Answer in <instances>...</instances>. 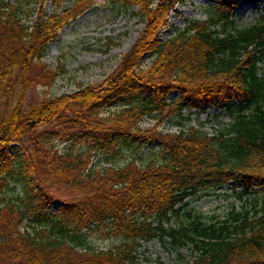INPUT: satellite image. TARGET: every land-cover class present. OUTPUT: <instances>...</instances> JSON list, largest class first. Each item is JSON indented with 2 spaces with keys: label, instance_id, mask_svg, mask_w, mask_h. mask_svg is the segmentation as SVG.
Instances as JSON below:
<instances>
[{
  "label": "trees",
  "instance_id": "obj_1",
  "mask_svg": "<svg viewBox=\"0 0 264 264\" xmlns=\"http://www.w3.org/2000/svg\"><path fill=\"white\" fill-rule=\"evenodd\" d=\"M46 1L56 7L51 13ZM117 1L136 8L145 23L117 68L99 84L27 104L33 66L48 69L41 62L48 44L94 1L0 0V264H139L141 243L163 235L195 247L198 256L178 264H264L258 199L254 216L235 211L221 225L197 218L165 226L188 197L230 181L264 190V6L256 22L236 27L237 0H219L205 20L160 39L170 12L185 0ZM148 52L153 58L144 64ZM173 91L179 98L168 101ZM113 96L125 103L103 112ZM219 101L238 112L213 134L195 125L157 130L173 113L205 111ZM148 116L158 122L144 128ZM54 137L70 147L60 153L49 146ZM149 140L163 146L159 162L90 167L97 152L116 155L120 146ZM53 187L77 196L52 209ZM97 229L121 241L79 248L84 231Z\"/></svg>",
  "mask_w": 264,
  "mask_h": 264
},
{
  "label": "rangeland",
  "instance_id": "obj_2",
  "mask_svg": "<svg viewBox=\"0 0 264 264\" xmlns=\"http://www.w3.org/2000/svg\"><path fill=\"white\" fill-rule=\"evenodd\" d=\"M73 1L75 0H66L64 4H71ZM93 1L94 4L89 9L60 30L58 36L48 44L41 59L48 69L44 70L40 64L33 66L31 72L35 76V81L28 90L27 104L101 83L117 68L123 55L131 49L144 29L145 23L142 18L133 14L136 8L127 7L117 0ZM219 4V0H185L178 3L161 28L159 38L175 36L193 20H205L210 14L218 11ZM263 6L264 0H237L233 9V25L243 27L256 22L262 14ZM55 9L56 7L49 1L44 2L46 13H51ZM152 58V53L148 52L141 62L150 64ZM259 67L260 71L264 72V61ZM52 69L59 74H55L54 71L50 73ZM178 98V91H173L167 100ZM109 101L110 104L104 107L103 112L115 110L125 103L124 97L120 96H113ZM220 103L223 105L212 104L205 111L199 110L198 107H186L182 115L173 113L167 116L160 125H156L157 130L175 133L189 125H195L213 134L231 122L238 112L237 105L229 106L226 101H219ZM156 122L157 117L148 116L141 125L144 128L153 127ZM66 141L65 138L54 137L49 146L62 153L70 147ZM15 146L17 143L12 144V149L15 150ZM162 147L158 141L149 140L120 146L116 155L97 152L90 167L119 168L130 161L138 166L150 161L159 162L157 153ZM20 151L23 152V149L20 148ZM12 188L15 189L16 186L12 185ZM52 191L56 197L52 209L59 206L65 198L77 196L70 188L53 187ZM256 199L257 207H263L262 187H253L246 191L241 182L230 181L220 187L188 197L185 202L178 205V213L172 214L165 226L168 229L180 228L197 218L208 224L221 225L229 219L231 221L235 211L249 210L250 215L254 216L253 207ZM26 225L28 222H24L21 229ZM104 232L101 229L85 230L83 243L79 248L109 249L121 241L112 235H104ZM172 242L169 235L157 236L150 241L142 242L138 248L139 264L186 263L198 256L191 241L182 245H175Z\"/></svg>",
  "mask_w": 264,
  "mask_h": 264
}]
</instances>
